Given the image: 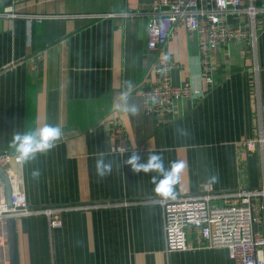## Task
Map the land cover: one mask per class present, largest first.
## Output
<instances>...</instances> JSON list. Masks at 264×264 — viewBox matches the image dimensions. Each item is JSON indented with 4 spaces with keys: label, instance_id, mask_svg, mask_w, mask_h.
Instances as JSON below:
<instances>
[{
    "label": "crops",
    "instance_id": "1",
    "mask_svg": "<svg viewBox=\"0 0 264 264\" xmlns=\"http://www.w3.org/2000/svg\"><path fill=\"white\" fill-rule=\"evenodd\" d=\"M154 1L0 0V12L16 14L0 16V153L12 155L31 206L98 204L65 212L56 228L44 214L19 217L20 264H235L228 248L200 245L194 229L187 234L193 249L167 253L159 204L116 203L160 197L156 173L137 174L124 163L134 151L142 159L162 153L166 167L186 164L176 195L198 193L207 183L219 192L264 185V15L257 17L255 45L248 36L212 53L208 81L186 25L178 24L160 51L148 49L147 10ZM30 15L49 17L29 22ZM157 57L175 63L173 84L189 82L200 91L176 99L167 117L147 113L143 96L157 83ZM125 81L134 85L137 116L115 108ZM45 124L58 125L61 140L22 164L10 146L14 132ZM117 126L126 135L123 151L113 149ZM100 151L112 162L102 180L95 173ZM260 216L257 229L264 233V207Z\"/></svg>",
    "mask_w": 264,
    "mask_h": 264
},
{
    "label": "built area",
    "instance_id": "2",
    "mask_svg": "<svg viewBox=\"0 0 264 264\" xmlns=\"http://www.w3.org/2000/svg\"><path fill=\"white\" fill-rule=\"evenodd\" d=\"M12 9L5 8L0 16H15ZM147 46L151 52L160 51L175 35L178 24H184L197 38L201 54L202 76L211 80V55L234 40L251 37L253 45L257 41V17L264 15V5L257 6L246 0H155L147 10ZM134 11L130 15H139ZM245 15L242 28L241 17ZM46 15H30L29 22H41ZM42 54L37 55V60ZM157 83L143 91L147 101V113L167 117L173 113L174 101L180 97H196L200 91L191 83L175 85L171 82V70L175 63L157 57L155 60ZM113 149L123 151L125 131L117 126L113 132ZM264 139H259L263 143ZM255 145L256 141L249 142ZM12 155L0 153V162L6 169L11 185L12 203L7 204L4 181L0 176V264H10L8 250L7 220L28 215L44 214L51 228L63 225L62 215L68 211L86 210L98 204H73L45 207L30 205L27 195L20 186L19 175L11 166ZM264 198V185L259 188H242L235 191L219 192L207 183L198 193L179 194L175 199L161 197L147 200H124L117 205L157 203L162 207L165 250L186 251L194 247L187 234L194 229L201 238L200 245L226 247L235 264H264V233L257 229L261 220L257 198ZM103 205V204H101ZM105 205V204H104ZM111 205V204H109Z\"/></svg>",
    "mask_w": 264,
    "mask_h": 264
},
{
    "label": "clouds",
    "instance_id": "3",
    "mask_svg": "<svg viewBox=\"0 0 264 264\" xmlns=\"http://www.w3.org/2000/svg\"><path fill=\"white\" fill-rule=\"evenodd\" d=\"M133 87L134 85L131 81H125V90L120 93L115 108L131 116H137L139 115L140 107L132 102L133 96L131 93ZM62 135L63 132L58 125L45 124L33 130L14 132L10 146L17 154V159L22 164H28L35 161L39 155L47 154L55 148ZM105 157L106 153L100 151L96 154L95 159V173L101 180L112 172V162L106 161ZM124 163L129 165L131 170L137 174L156 173L157 175L152 176L155 193L165 200L175 199V186L179 183L181 173L186 167L183 161H172L166 167L162 153L149 152L147 158L142 159L139 153L134 151ZM32 176L34 179H38L39 170H33ZM213 179L216 178L213 177Z\"/></svg>",
    "mask_w": 264,
    "mask_h": 264
},
{
    "label": "water",
    "instance_id": "4",
    "mask_svg": "<svg viewBox=\"0 0 264 264\" xmlns=\"http://www.w3.org/2000/svg\"><path fill=\"white\" fill-rule=\"evenodd\" d=\"M0 176L4 181L5 186V196L7 204L12 207V191L13 187L11 185L8 173L6 169L0 162ZM7 230H8V250H9V262L10 264H20L19 255V245H18V235H17V218L11 217L7 220Z\"/></svg>",
    "mask_w": 264,
    "mask_h": 264
}]
</instances>
